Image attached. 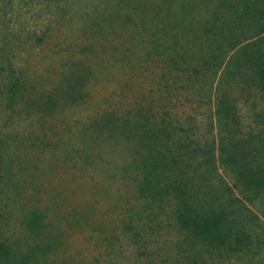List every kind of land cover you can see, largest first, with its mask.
Masks as SVG:
<instances>
[{
    "label": "rangeland",
    "instance_id": "374dc122",
    "mask_svg": "<svg viewBox=\"0 0 264 264\" xmlns=\"http://www.w3.org/2000/svg\"><path fill=\"white\" fill-rule=\"evenodd\" d=\"M237 1L0 0V241L13 264H201L170 219L139 198L132 142L119 126L98 134L95 124L147 109L173 127V142L215 145L216 85L238 81L230 45L262 34V20L227 21L213 60L214 13L228 18ZM218 63L215 76L216 67L191 79L193 66ZM254 84L244 76L234 92L238 136L254 135L264 150V88ZM216 167L213 206L239 216L251 247L201 261L264 264V192L237 184L217 157ZM36 214L39 230L29 226ZM128 225L147 239L134 242Z\"/></svg>",
    "mask_w": 264,
    "mask_h": 264
},
{
    "label": "trees",
    "instance_id": "16d2710c",
    "mask_svg": "<svg viewBox=\"0 0 264 264\" xmlns=\"http://www.w3.org/2000/svg\"><path fill=\"white\" fill-rule=\"evenodd\" d=\"M258 5H264V0H238L226 6L230 13L228 18L222 10L214 13L211 27L212 31L217 29L218 32H212L210 36L213 51L210 56L213 60L220 58L221 34L227 21L234 24H242L248 19L253 23L263 21L258 24H262V34H258L254 41L242 46L230 45L235 53L231 64L233 75L238 81L229 84L228 81H221L216 85L215 145L201 149L173 142L176 135L173 127L160 116L151 115L147 109H138L124 118L103 119L102 123L95 124L98 134L102 131L112 134V128L119 126L124 140L132 142L129 171L134 175L132 182L136 185L139 198L150 212L157 210L158 214L170 219L172 227L184 237L185 246L197 252L195 262L200 260L201 264H204L201 261L204 254L208 257H236L251 247L250 233L241 226L239 216L213 206L219 194V189L212 185L217 174L216 157L219 163L235 174L237 184L250 193L264 192V150L252 144L254 135H246L244 139L238 136L243 126L234 97L239 79L244 76H249L254 86L264 88V9H256ZM175 67L178 72H186L180 64ZM215 67L213 76L220 69V63L193 66L191 79L203 80L207 69ZM246 89L250 90L249 87ZM73 94L72 89L69 98L73 99ZM219 184L229 190L221 180ZM40 219V215H33L29 226L39 230ZM125 230L134 242L147 239L146 230L142 229L139 233L132 225L126 226ZM16 260L18 257L11 246L0 241V264H13Z\"/></svg>",
    "mask_w": 264,
    "mask_h": 264
}]
</instances>
